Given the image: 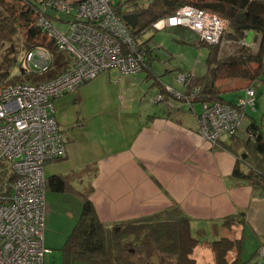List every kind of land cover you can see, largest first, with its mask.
I'll return each mask as SVG.
<instances>
[{"label": "crops", "instance_id": "obj_1", "mask_svg": "<svg viewBox=\"0 0 264 264\" xmlns=\"http://www.w3.org/2000/svg\"><path fill=\"white\" fill-rule=\"evenodd\" d=\"M119 3L120 6L123 3L120 10L123 14L128 4ZM175 29L168 31L177 34V41L181 42V31ZM146 33L147 30L143 35ZM146 39L139 40L141 44L145 42V50L149 46ZM151 48V53L146 50L147 66L141 71L122 73L119 69H109L54 100V116L66 152L62 158L45 164V177H65L70 192L54 193L51 200H55L52 203L56 211L46 206V212H54L60 219L68 213L69 224L73 225V217L81 214L80 194L85 193L100 221L113 228L118 223L178 205L189 218L191 232L196 237L212 230L219 232L225 216L241 213L244 229L249 227L261 242L264 192L254 190L247 183L235 184L230 178L235 156L201 138L196 120L199 112L193 105L162 91L163 85L175 91L182 90L183 85L176 89L158 79L151 62L158 57ZM180 63L178 60L167 71L191 73L182 69ZM150 78L153 84H158L157 88H151L152 97L148 96ZM243 87L238 95L243 94ZM158 90L157 95L164 97L153 102L156 95L153 94ZM260 90L264 91V83L255 87V93ZM245 111L252 117L258 113L255 105ZM259 113L264 117V109ZM261 129L264 131L262 123ZM240 132L245 137L244 130ZM228 140L226 135L220 137V143ZM64 200L73 207L64 206ZM65 236L56 232L46 243L44 235V245L51 248L54 239L63 240Z\"/></svg>", "mask_w": 264, "mask_h": 264}, {"label": "trees", "instance_id": "obj_2", "mask_svg": "<svg viewBox=\"0 0 264 264\" xmlns=\"http://www.w3.org/2000/svg\"><path fill=\"white\" fill-rule=\"evenodd\" d=\"M53 1L56 0H0V91L7 84L13 69L19 71L21 54L36 46H45L53 54L51 69L41 75H18L12 82H40L53 78L70 67L72 61L69 55L58 51L54 40L38 22L42 14L51 23L58 19L49 12L57 11L51 4ZM63 1L78 4L85 0ZM124 3L128 4L124 12L138 14L136 26L130 27L136 39L144 31L154 29L152 25L156 21L173 15L184 5L210 11L226 21L219 45H208L199 41L196 34L184 27L163 28L172 30L178 28L175 31L180 30L181 37H185L184 40L181 38V42L205 45L208 54L205 72L202 75L188 72V80L182 84L183 89L180 93L188 96V100L183 97L177 99L165 90V85L162 86V91L189 105L201 104L202 109L204 105L213 102L237 108L242 113V120L247 118L244 129L241 128V121L233 133H222L213 146L223 148L235 156L236 162L230 174L235 184L247 183L254 190L264 192V131L261 129V123L246 113L245 109L248 106L237 105L238 99L244 97L247 87H252L255 91V87L264 83V0H127ZM119 4L113 3L112 7L116 15L121 17L122 12L117 7ZM239 14L242 16V22L237 21ZM248 31L257 36L256 41L246 42ZM192 34L195 36L192 37ZM144 43L142 42V47ZM146 50L151 53L149 46ZM146 56L145 54L143 69L147 66ZM220 80H225L229 87L220 85L218 83ZM236 81H239L238 84L240 82L245 84L244 87L236 85ZM232 84L234 85L230 86ZM240 87H243L244 91L238 95ZM194 88L198 91L192 95ZM240 129L244 130L245 137L238 135ZM223 135L228 136L229 140L220 143V137ZM1 175L2 173L0 182L3 180ZM46 185L55 192L69 190L65 177L59 175L46 178ZM84 194H80L82 197L80 217L61 249L64 264H71L76 260L96 264H155L152 261V254L159 256V264H170L169 259H173V264H196L192 254L201 237L192 234L190 220L178 205L109 228L100 221L92 202ZM243 224L241 213L227 215L221 220L220 227L232 234L211 241H202L213 254V262L205 264H228V255H233L230 264H242L238 257L242 246ZM132 257L136 259L133 260Z\"/></svg>", "mask_w": 264, "mask_h": 264}, {"label": "built area", "instance_id": "obj_3", "mask_svg": "<svg viewBox=\"0 0 264 264\" xmlns=\"http://www.w3.org/2000/svg\"><path fill=\"white\" fill-rule=\"evenodd\" d=\"M70 19L60 30L46 18L39 24L54 40L58 51L71 58L70 67L53 78L40 82L7 83L0 91V264H46L45 164L64 156L66 146L54 116L53 102L101 72L117 68L122 73L143 69L145 49L131 33L130 26L117 16L113 0H85L71 4L51 2ZM152 27H184L201 42L219 45L226 27L221 17L191 5H184ZM53 54L45 46L24 51L17 75L48 72ZM189 73L181 72L177 81L187 82ZM177 99L188 96L165 85ZM192 90V95L197 93ZM158 94L153 102L162 100ZM238 106L254 107V89L247 87ZM242 113L230 105L213 102L197 115L198 134L212 144L222 133H233L241 124ZM1 175V176H2ZM6 176V177H5ZM10 177V179H8ZM7 180V184H6ZM253 264H264V241Z\"/></svg>", "mask_w": 264, "mask_h": 264}, {"label": "rangeland", "instance_id": "obj_4", "mask_svg": "<svg viewBox=\"0 0 264 264\" xmlns=\"http://www.w3.org/2000/svg\"><path fill=\"white\" fill-rule=\"evenodd\" d=\"M193 1H197V0H193ZM203 1H208V0H203ZM119 2H124V0H113V3L115 4H118ZM122 4L123 3H121V6L120 4L119 6H117V7H120L118 8L119 10H123ZM49 12L51 13L53 17L58 18V19H54L53 21L54 25L60 30H64L65 25L67 24V19H70V17L63 12L60 13V12L52 11V10H49ZM137 38L138 40H144L147 38L146 42H148V45L150 48L152 46L151 50H152L153 55H156L158 57L157 59H154V58L151 59V62L153 63L152 70L155 71V73L159 76L158 79H162L165 83H170V85H172L176 89H179L181 86V83L179 81H176L177 76L179 75L180 72L179 70H173V71H167V70L172 68V66H175L178 60H181L180 66L182 67V69H187L195 75H202L206 70V57L208 54V48L205 45L197 46L194 43L179 42L177 41L179 39L177 34L171 31H168V30H164V29H159V30L158 29H148L145 35L141 33ZM184 38L185 37L182 36L183 40ZM114 68H111V69H114ZM17 73H18L17 69L16 68L13 69L12 74L9 76L8 81L6 83L14 81L12 79L18 76ZM225 82H226L225 80L218 81L220 85L227 87L228 84H225ZM149 85H150L149 86L150 92L148 93V96L152 97L151 88L153 87L157 88L158 84H153V80L152 78H150ZM158 92L159 90L153 94V95L156 94L154 97L157 96ZM255 99H256L255 106L258 109V113L257 114L254 113L253 115H254V118L260 123H262V126H264V117H261V114L259 113L261 109H264V91L262 90L256 91ZM193 106L195 107L197 112H200L202 109L201 104L195 103L193 104ZM246 122H247V118H244L242 120L241 128L244 129ZM238 135L243 136V133L239 131ZM207 143L210 145H213L210 142H207ZM66 191L70 192L68 190ZM54 193H59V192H55L51 190L46 185V191H45L46 206H48L51 210L56 211L55 206L53 205V203L55 204V200L54 199L51 200V197L55 195ZM84 195H86V197L89 199L88 194H84ZM63 205L66 207H69L70 209L71 207H73V204L66 200H64ZM60 206L56 205V207H60ZM81 210H82V206H81ZM79 217H80V214L75 215L73 217L74 224L79 219ZM69 219H70V216L68 215V213L67 215L64 214V216H62V219H60L54 212H49L47 213V215H45L44 235L46 238V243L50 235L53 237L56 236V232L66 234L63 240L62 238L54 239L53 245L50 246L51 248H47L48 252L45 254L46 264H64L65 260L63 259V254H62L61 249L64 245V242L67 236L69 235L67 233H70L74 226V224L73 225L69 224V221H70ZM219 229H220L219 232H213L212 230L207 233H204L203 235H201V238H199L200 242L197 245V247L194 249L193 254H192V257L196 260V264H205V263L213 262V254L211 250L209 249L208 245L204 244V242L202 241H206V240L211 241L213 239H218L220 236H224V235L231 236L230 234H232L228 231L226 232V230L224 231L221 227ZM239 230L240 229H237V231ZM241 239H242V246H241V252H240L238 259L242 264H253L258 257V252L261 246L260 243L264 241V239H262V241L260 242L257 235H255L254 232L249 227H246L245 229L243 227ZM45 247H48V245L46 244ZM151 256L156 257V259L152 260L153 263L159 264L160 262L159 256L156 254H152ZM232 258H233V255H228V264L231 263ZM132 259L134 260L136 258L132 257ZM168 261L171 262L170 264H173V259H169ZM71 264H96V263L76 260V261H73Z\"/></svg>", "mask_w": 264, "mask_h": 264}, {"label": "water", "instance_id": "obj_5", "mask_svg": "<svg viewBox=\"0 0 264 264\" xmlns=\"http://www.w3.org/2000/svg\"><path fill=\"white\" fill-rule=\"evenodd\" d=\"M241 14L238 15L237 21L238 22H242V18H241ZM122 20H124L126 22L127 25H129L131 28H134L136 26V22H137V18H138V14L137 13H129V12H125L122 14L121 16ZM257 36L253 35L252 31H248L247 36H246V42H250L252 41H256ZM115 230L117 228H114ZM154 257V258H153ZM152 257L153 259H156L155 256Z\"/></svg>", "mask_w": 264, "mask_h": 264}]
</instances>
